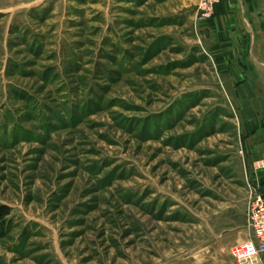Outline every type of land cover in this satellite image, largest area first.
<instances>
[{"label": "rangeland", "instance_id": "rangeland-1", "mask_svg": "<svg viewBox=\"0 0 264 264\" xmlns=\"http://www.w3.org/2000/svg\"><path fill=\"white\" fill-rule=\"evenodd\" d=\"M229 1L0 0V264H258L264 0Z\"/></svg>", "mask_w": 264, "mask_h": 264}, {"label": "crops", "instance_id": "crops-1", "mask_svg": "<svg viewBox=\"0 0 264 264\" xmlns=\"http://www.w3.org/2000/svg\"><path fill=\"white\" fill-rule=\"evenodd\" d=\"M237 1L242 2V0ZM229 2V0H220L214 8V17L218 23L215 29L221 30V32L229 28L226 27L228 25L225 26V23H228V18L230 17ZM239 17L243 18L244 16L240 15ZM249 113L250 116L246 117V120L239 127L243 137L242 147L246 155L248 179L251 184L257 187L264 198V123L260 120L261 118L258 119L253 116L258 113L264 114V111H261V109L257 110L256 107H251ZM244 228L247 232L246 216Z\"/></svg>", "mask_w": 264, "mask_h": 264}, {"label": "built area", "instance_id": "built-area-1", "mask_svg": "<svg viewBox=\"0 0 264 264\" xmlns=\"http://www.w3.org/2000/svg\"><path fill=\"white\" fill-rule=\"evenodd\" d=\"M218 0H199L198 10L208 16ZM247 238L234 248V254L241 260L253 259L264 264V198L256 186L248 190L245 200Z\"/></svg>", "mask_w": 264, "mask_h": 264}, {"label": "trees", "instance_id": "trees-1", "mask_svg": "<svg viewBox=\"0 0 264 264\" xmlns=\"http://www.w3.org/2000/svg\"><path fill=\"white\" fill-rule=\"evenodd\" d=\"M10 208L4 204H0V237L4 230V218L9 215Z\"/></svg>", "mask_w": 264, "mask_h": 264}]
</instances>
